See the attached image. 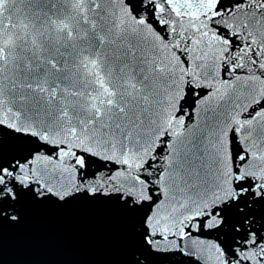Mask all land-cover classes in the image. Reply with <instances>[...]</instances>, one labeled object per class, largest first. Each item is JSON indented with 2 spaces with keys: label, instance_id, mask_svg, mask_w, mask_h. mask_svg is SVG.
<instances>
[{
  "label": "snow or ice",
  "instance_id": "1",
  "mask_svg": "<svg viewBox=\"0 0 264 264\" xmlns=\"http://www.w3.org/2000/svg\"><path fill=\"white\" fill-rule=\"evenodd\" d=\"M75 203L119 264H264V0H0V230Z\"/></svg>",
  "mask_w": 264,
  "mask_h": 264
},
{
  "label": "water",
  "instance_id": "2",
  "mask_svg": "<svg viewBox=\"0 0 264 264\" xmlns=\"http://www.w3.org/2000/svg\"><path fill=\"white\" fill-rule=\"evenodd\" d=\"M127 228L104 205L36 207L0 230V264H119Z\"/></svg>",
  "mask_w": 264,
  "mask_h": 264
}]
</instances>
